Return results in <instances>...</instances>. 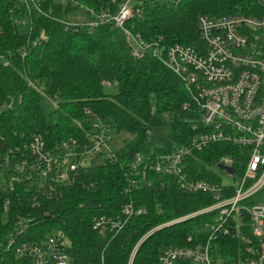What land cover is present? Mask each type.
<instances>
[{"label": "trees", "instance_id": "1", "mask_svg": "<svg viewBox=\"0 0 264 264\" xmlns=\"http://www.w3.org/2000/svg\"><path fill=\"white\" fill-rule=\"evenodd\" d=\"M110 1L34 0L39 12L34 6L27 10L19 0H0V154L33 135H40L54 152L62 141H84V130L92 122L111 130L116 149V162L82 167L77 183L64 188L60 199H48L29 187L10 191L8 182L0 180V264H23L15 245L7 248V236L18 216L33 218L34 224L17 236L16 244L59 233L68 241L72 264H128L133 250L132 264H159L164 247L194 246L212 220L213 213H206L158 228L214 203L209 194L180 191L170 178H163L162 186L125 192L126 169L136 154L166 152L191 136L183 110L190 98L181 80L156 59H134L122 33L111 25L89 33L84 27L65 29L57 21L77 15L80 7L105 9ZM260 10L255 0H143L142 13L131 24L145 40L162 38L166 47L199 48V16H249ZM42 35L45 40L32 48ZM24 48L28 51L22 60ZM103 81L116 83L114 94L105 92ZM32 84L41 86L42 92ZM46 95L55 102L52 110L43 107ZM9 102L11 108L4 110ZM125 134L128 138H121ZM225 150L223 145H212L197 154L189 165L194 177L211 179L207 168ZM83 183L94 186L86 189ZM129 204L145 212L131 217L117 234L101 237L92 230L94 218L120 215ZM236 245L224 240L222 254L234 257Z\"/></svg>", "mask_w": 264, "mask_h": 264}, {"label": "built area", "instance_id": "2", "mask_svg": "<svg viewBox=\"0 0 264 264\" xmlns=\"http://www.w3.org/2000/svg\"><path fill=\"white\" fill-rule=\"evenodd\" d=\"M255 1L261 10L249 16H199V48L178 44L166 47L162 38L145 40L134 33L131 22L141 15L143 0H111L110 7L99 10L80 7L82 21L57 20L65 29L84 27L89 33L101 25H111L122 33L134 59H156L181 80L190 98L183 110L188 114L191 136L166 152L136 154L126 169V193L154 184L162 186L163 178H170L180 191L207 193L214 200L206 208L158 227L213 213L211 222L202 229V241L192 247H164L159 264H264V204L252 203L253 198L264 193V0ZM19 2L27 10L34 6L39 11L34 0ZM41 40L45 36L34 40L32 48ZM27 51L28 48L23 49L22 60ZM4 62L5 66L10 64L8 59ZM102 85L112 88L116 83L103 81ZM32 86L42 92L41 86ZM11 106L9 102L4 110ZM77 126L81 128L82 124ZM82 137L84 141L60 142L53 152L46 148L40 135H33L25 144L0 154V180L8 182L10 191L16 186L29 187L48 199H60L64 188L77 183L82 167L116 162L114 135L106 125L92 122ZM212 145L227 148L215 161L219 172L210 173L218 180L197 179L190 161ZM82 186L92 189L94 185ZM8 205L6 201L5 215ZM144 212L126 205L120 215L94 218L92 230L101 237L117 234L131 217ZM33 222V218L16 217L7 236V248L15 245L16 257L23 264H72L66 252L68 241L61 234L16 244L17 236ZM224 240L237 243L234 257L222 254L220 244ZM191 241L188 237L187 242ZM134 253L128 264H132Z\"/></svg>", "mask_w": 264, "mask_h": 264}, {"label": "rangeland", "instance_id": "3", "mask_svg": "<svg viewBox=\"0 0 264 264\" xmlns=\"http://www.w3.org/2000/svg\"><path fill=\"white\" fill-rule=\"evenodd\" d=\"M108 6H106V8H107ZM84 14H83V12H81V11H78V13H77V15H73V14H70V15H67L66 16V19H70V20H73V19H75L76 21H78V20H83L84 19V16H83ZM21 31H23L22 29H21ZM105 90V92L107 93V94H114L115 93V88H105L104 89ZM55 103V102H54ZM51 100H50V98H48V96L46 95L45 96V102L43 103V107L45 108V110L46 111H48V110H52V109H54V106H55V104H54ZM155 137H160V136H156L155 135ZM121 138H128V135H124V136H122L121 135ZM154 138V137H153ZM120 142V141H119ZM208 171H209V173H218L219 172V170H218V167H214V166H211V167H208V169H207ZM227 182V181H226ZM225 182V180L224 181H222V183L223 184H225L226 183ZM252 203H256V204H259V203H262V204H264V193L263 194H259V195H257L255 198H253L252 199ZM109 217V216H108ZM93 221V220H92ZM34 224V223H33ZM32 224V225H33ZM32 225H30V226H32ZM29 226V227H30ZM156 230V229H155ZM154 231V230H153ZM153 231H151V232H149V234H151ZM57 234H59V233H57ZM146 236H144V238H145ZM133 252H135V250H133ZM132 252V253H133ZM131 253V254H132ZM135 254V253H134ZM133 256V255H132ZM130 257H131V255H130ZM130 257H129V259H130ZM134 258V257H133ZM129 261L130 260H128V263H129ZM132 262H133V260H132ZM131 262V263H132Z\"/></svg>", "mask_w": 264, "mask_h": 264}, {"label": "crops", "instance_id": "4", "mask_svg": "<svg viewBox=\"0 0 264 264\" xmlns=\"http://www.w3.org/2000/svg\"><path fill=\"white\" fill-rule=\"evenodd\" d=\"M210 174V173H209ZM211 175V179L212 180H218V178L216 179V177L213 175V174H210ZM205 180H210V179H205ZM207 194V193H206Z\"/></svg>", "mask_w": 264, "mask_h": 264}, {"label": "water", "instance_id": "5", "mask_svg": "<svg viewBox=\"0 0 264 264\" xmlns=\"http://www.w3.org/2000/svg\"><path fill=\"white\" fill-rule=\"evenodd\" d=\"M229 171H230L231 173L233 172V170H231V169H230Z\"/></svg>", "mask_w": 264, "mask_h": 264}]
</instances>
